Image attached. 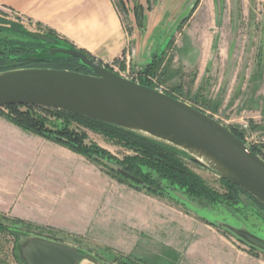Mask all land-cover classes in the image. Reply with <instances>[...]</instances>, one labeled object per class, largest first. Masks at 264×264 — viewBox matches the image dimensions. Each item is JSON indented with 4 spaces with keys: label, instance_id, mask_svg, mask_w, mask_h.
<instances>
[{
    "label": "crops",
    "instance_id": "obj_1",
    "mask_svg": "<svg viewBox=\"0 0 264 264\" xmlns=\"http://www.w3.org/2000/svg\"><path fill=\"white\" fill-rule=\"evenodd\" d=\"M0 7L57 32L102 65L131 56L132 64L147 62L137 58L114 0H0ZM0 218L30 225L38 237L71 240L82 250L87 243L139 264H264L170 199L119 182L1 115Z\"/></svg>",
    "mask_w": 264,
    "mask_h": 264
},
{
    "label": "rangeland",
    "instance_id": "obj_2",
    "mask_svg": "<svg viewBox=\"0 0 264 264\" xmlns=\"http://www.w3.org/2000/svg\"><path fill=\"white\" fill-rule=\"evenodd\" d=\"M188 1L114 0L124 28L133 40L137 58L147 62L143 66L137 61L132 64L131 56L130 60L120 59L117 63L104 66L124 78L137 83L145 82L194 106L231 132L241 134L244 144L249 148L256 147L264 158V0H198L191 13L163 42L168 27ZM8 23L18 24L25 30L52 34L65 41L57 32L21 19L14 11L0 7V28L4 24L2 29H5L0 32V39L8 33ZM150 49L153 53L148 52ZM153 59L156 60L155 70L144 72L147 65L154 63ZM0 110L8 113L6 108ZM35 113L50 122H63L42 111L35 110ZM69 127L85 135L86 146L95 145L105 151L107 156L104 159L112 164L117 165L125 157L135 155L100 130L78 122H71ZM183 162L208 189L221 198L227 195L228 191L218 177L187 160ZM105 170L108 172L107 168ZM161 183L164 197L183 210L207 220L241 222L264 235V224L253 212L264 218V209L248 195L239 193L236 203L228 205L224 198L209 202L205 198L187 195L168 181L161 180ZM220 230L241 248L264 257V254L252 251L225 230ZM17 234L25 237L33 234V230L0 218V264H19L15 252L20 240V237L16 239ZM66 242L77 244L71 240ZM80 245L98 260L111 264H133L128 260L115 259L116 256L108 250H99L87 243Z\"/></svg>",
    "mask_w": 264,
    "mask_h": 264
},
{
    "label": "water",
    "instance_id": "obj_3",
    "mask_svg": "<svg viewBox=\"0 0 264 264\" xmlns=\"http://www.w3.org/2000/svg\"><path fill=\"white\" fill-rule=\"evenodd\" d=\"M197 2H187L168 27L163 42ZM26 33L46 44L37 58L72 57L90 73L39 68L0 72V109L22 106L56 110L151 138L177 149L190 163L236 186L264 206V160L225 126L182 100L116 74L60 39L42 32ZM98 161L127 181L142 184L121 167ZM253 212L264 224V218ZM201 219L264 254L262 233L241 222ZM16 249L21 264H111L85 250L33 234L20 236Z\"/></svg>",
    "mask_w": 264,
    "mask_h": 264
},
{
    "label": "trees",
    "instance_id": "obj_4",
    "mask_svg": "<svg viewBox=\"0 0 264 264\" xmlns=\"http://www.w3.org/2000/svg\"><path fill=\"white\" fill-rule=\"evenodd\" d=\"M10 24L11 25H9V23L6 24L8 25V28L6 29V31L8 30V33L0 39V72L14 69L39 68L68 70L83 74L90 73L86 67L72 57L37 58L42 55L41 51L44 50L46 44L31 37L26 33L27 30L22 29L20 25L14 23ZM1 26L3 27L4 24H1ZM2 27L0 28V32L5 30H3ZM48 35L57 39V37L52 34ZM64 42L69 44L67 41ZM69 45L72 46L71 44ZM72 47L75 48L74 46ZM79 51L92 58L88 53L82 50ZM153 61L154 63L147 65L144 72L150 73L152 70H155L156 60L153 59ZM105 67L108 68L107 66ZM139 84L152 88L142 81ZM5 108L8 110V113L5 114L0 110V115L8 122L24 131L60 144L72 152L82 155L86 159L106 168L98 160H105L104 158L105 155L107 156V153L95 145L86 146L84 144L85 135L71 129L69 125L71 122H78L91 129L102 131V133L107 135L111 140L116 141L118 144L134 152L135 155L132 157H125L122 162L117 163V166L141 180V185L131 183L107 169L108 172L119 182L127 183L132 188L142 189L149 194L164 197V187L161 183V180H164L168 181L171 186H176L177 188L182 189L189 196L205 198L209 202H215L218 199L221 200L224 198L223 200H225L228 205L236 203L237 195L239 193L245 194L236 186L220 179L228 191L227 195L221 198L220 195H216L213 191L208 189L197 175L186 168L183 162V160L186 159L181 152L167 144L155 141L151 138L143 137L108 124L85 119L61 111L22 106H8ZM35 110L56 117L58 120L62 119L63 122H50L47 119L38 116L35 113ZM232 133L244 143L241 134L235 131H232ZM250 150L264 160L261 152L256 147H250ZM105 161L111 163L110 160ZM153 176H156L157 178H154ZM251 199L259 207L264 209V206L253 198ZM2 219L8 221L4 218ZM12 222L20 227L32 229L30 225H26L21 221L16 220ZM115 259L128 260L133 264L136 263L135 261L123 257H115Z\"/></svg>",
    "mask_w": 264,
    "mask_h": 264
},
{
    "label": "flooded vegetation",
    "instance_id": "obj_5",
    "mask_svg": "<svg viewBox=\"0 0 264 264\" xmlns=\"http://www.w3.org/2000/svg\"><path fill=\"white\" fill-rule=\"evenodd\" d=\"M159 45V44H158ZM158 45L156 46V48H158ZM160 46V45H159ZM156 48H155V51H156ZM154 51V52H155ZM7 231L10 233V229H7ZM20 237V235H16V239H18ZM19 242V241H18ZM54 242H58V243H62V242H60V241H58V240H54ZM62 244H65V243H62ZM80 249V248H79ZM80 250H82V249H80ZM82 251H84V250H82ZM15 252H16V256H17V259H18V263L19 264H21L20 263V259H19V256H18V252H17V249H15Z\"/></svg>",
    "mask_w": 264,
    "mask_h": 264
},
{
    "label": "built area",
    "instance_id": "obj_6",
    "mask_svg": "<svg viewBox=\"0 0 264 264\" xmlns=\"http://www.w3.org/2000/svg\"><path fill=\"white\" fill-rule=\"evenodd\" d=\"M111 64H113V63H111ZM111 64H109V66H110V67H112V66H113V65H111Z\"/></svg>",
    "mask_w": 264,
    "mask_h": 264
}]
</instances>
